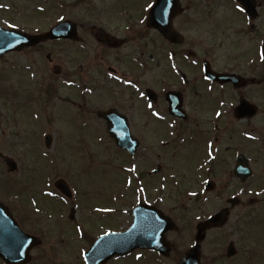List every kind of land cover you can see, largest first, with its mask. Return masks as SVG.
<instances>
[{"label": "flooded vegetation", "instance_id": "1", "mask_svg": "<svg viewBox=\"0 0 264 264\" xmlns=\"http://www.w3.org/2000/svg\"><path fill=\"white\" fill-rule=\"evenodd\" d=\"M249 2L166 0L180 11L172 20L176 33L167 38L148 26L155 0H97L91 6L97 23L77 24L76 42L52 40L3 58L23 60L22 79L28 73L37 83L35 90L29 86L19 90L21 100L30 98L47 109L63 101L67 112L74 111L69 119H105L108 112L128 119L140 143L130 159L152 155L145 139L158 141L160 158L175 153L171 149L178 151L179 192L163 195L167 181L161 177L159 194L138 203L158 209L176 226L167 233L170 245L161 252L116 254L105 249L99 260L87 259L98 239L121 232L116 226L118 213L99 211L103 206L98 181L95 198L89 194L81 202L86 211L63 213L55 195L65 204L70 199L55 188L54 172L43 180L37 176L30 188L23 173L14 183L16 204L23 212L12 207L13 222L5 234L0 232V264H264V0ZM167 23L160 20L161 25ZM89 40L95 42L93 47L89 48ZM77 44L78 56L68 63L65 47L72 55ZM243 104L253 106L255 115L243 110ZM9 120L0 119V200L6 197L3 184L8 182L3 169L10 150ZM42 121L45 125L57 119ZM44 128L38 136V125L37 136L28 143L33 152L51 155L55 140L47 146L45 134L52 135L53 130ZM98 132L88 135L99 140ZM19 143L13 144L17 151L25 147ZM145 167L140 176L148 193L151 172ZM157 168L163 175V167ZM75 193L82 196L78 190ZM130 216L129 226L133 212ZM24 234L30 236L29 245L32 240L38 243L25 255ZM7 242L10 259L6 260ZM190 250L197 259L183 261Z\"/></svg>", "mask_w": 264, "mask_h": 264}, {"label": "rangeland", "instance_id": "2", "mask_svg": "<svg viewBox=\"0 0 264 264\" xmlns=\"http://www.w3.org/2000/svg\"><path fill=\"white\" fill-rule=\"evenodd\" d=\"M79 0H57L56 4L61 7V10L65 13H62L61 10L55 8V12L49 11L48 13H45L43 16H39V14L35 13V11L38 10L39 7H42L41 5L45 4L48 6V0H0V25L4 24V22L8 21L9 24H16L18 23L20 26L27 27V29L35 30V31H44L59 21L61 17H65L64 15H67L68 17L76 20V21H84L86 19L87 23L93 22L96 23V18L92 17L93 14L89 11L87 8L86 4H96L97 0H85V2L80 5V6H75L78 3ZM48 3V4H47ZM5 7H10L8 10H4ZM43 8V7H42ZM66 8V9H65ZM50 10V8H49ZM25 14V15H24ZM30 22L29 26H26L24 24H28ZM42 48V47H41ZM46 52V51H45ZM63 57L65 61L69 63V61L72 59L71 55L66 54V48H65V53H63ZM44 59V56H43ZM38 63L41 61L40 59H37ZM23 60H21L18 57L14 56H9L3 61H0V68L2 71L7 70L10 72L12 69L17 68V63H21ZM25 62V61H24ZM40 65V64H39ZM42 69H44L43 65H40ZM74 66H77L76 64ZM18 72V71H17ZM7 73V72H6ZM12 73V74H11ZM9 74L3 75V73L0 71V119H14L17 118L20 124H9L8 127L11 128V130L8 129V132H11L15 134L17 131H26V133L30 134V127L28 128L27 122H25V126L23 125V121L21 119H33L34 116L31 115H26L24 117L23 112L25 111H20L18 110L15 105L16 99L18 98L16 93L17 91L21 89V87L25 88L29 86V90H35L36 88V82H32L29 79V75L24 74V79L21 77V73L19 75L16 74V70H12V72ZM14 73V74H13ZM16 74V75H15ZM9 75V76H7ZM56 83H58V79H55ZM6 91H10L6 92ZM4 92H6L4 94ZM21 96V95H20ZM27 94L24 93L23 97H26ZM76 101V99L74 98ZM78 103V102H77ZM22 103H19L21 105ZM54 105H56L54 107ZM54 105H50L49 108L43 107L42 109H38L41 114V116L44 115L47 117L46 119H57L55 123L51 124H45L44 121L40 120L39 124L40 129L38 130V136L43 132V127L45 126V130L51 126L53 130V137L55 138V145L56 149V154L55 155V160L53 166H46L45 164H39L40 166L37 168L35 167V162L37 158L35 157L34 153H29V150L27 149L28 147H23L17 151L15 148L17 144V139L16 137H12L11 139H6L7 141V146L9 147L8 154H12L11 156L16 160V158L19 160V165L21 168L20 175L15 178V176H8L4 177V179L7 181H12L11 183L19 182L18 178L23 176V173H25L29 177H36L40 176L43 180V176L45 175H51L50 172L53 171L54 174L51 176L53 177L54 180L59 179V178H64L68 182H72L73 184H77V188L80 189L81 186H88L89 181L92 180L94 182H97L102 185V189L104 194L107 192L108 189L112 187L114 182H116L117 179L120 178L119 174H116L115 170L118 167V165L121 164V161L118 160L122 159L119 154L116 156L114 155V147L112 146L111 142L108 141L107 139V145L103 144V147H100V144H98L97 140H95L92 137H88L87 135H80V131H77L73 129L71 126L72 124H68L66 121L63 123L60 121L62 119L58 115V107L57 105H63V103L59 102ZM54 107V109H53ZM60 107V106H59ZM77 108V106H75ZM32 108V107H31ZM31 108L28 107L27 111L31 112ZM30 109V110H29ZM63 113V112H62ZM50 116V117H49ZM70 115H65V119H69ZM63 118V119H64ZM20 119V120H19ZM45 119V118H44ZM82 120H88L91 123V132L95 133L100 122L98 119H82ZM137 120V119H136ZM78 126H83L85 130H90L88 125L84 126V123L82 121L77 122ZM103 126V124H102ZM36 128V127H35ZM35 128L33 130H35ZM32 129V128H31ZM70 135V138H66L67 135ZM37 136V134H36ZM60 137H64L65 140H61ZM166 138V136H165ZM68 141V142H67ZM147 143V145H151V152L152 155H146L144 158L140 157L137 159V165L141 166L145 164V169H155L157 166H162L163 167V175L159 174V177H152L150 178L151 185L148 188V194L147 195H158L159 190L161 188L160 186V176L166 178V186L163 191V195L166 196H176L177 193L179 192L178 188H176L175 180H171L173 178V174L176 173L178 174V158L172 159L171 154L164 155L163 157L159 155H156L158 150L156 149L159 148V143L158 141H150L145 139L144 144ZM15 144V146L13 145ZM40 144V143H39ZM69 144H71V147L68 148ZM22 146V145H20ZM146 147V146H145ZM85 148V150H84ZM44 149V148H41ZM61 149V150H60ZM83 150V153H80V150ZM45 150V149H44ZM173 150V149H171ZM26 151V153H24ZM46 151V150H45ZM53 151V150H52ZM68 152L64 155H61L62 152ZM172 152V151H171ZM53 155V154H51ZM82 155V157H81ZM169 156V157H168ZM124 160V159H122ZM113 161L115 163H113ZM118 161H120V164H118ZM181 157H180V160ZM102 163L104 165H102ZM86 164H88L87 168V175L88 178L86 179L83 175L84 168H86ZM130 166L129 162H122V166ZM109 166V167H108ZM113 168H111V167ZM54 168V169H53ZM3 170H6L4 168ZM82 170V172L80 171ZM70 171V174L69 172ZM42 173V175H41ZM120 173H122V170L120 168ZM20 177V178H21ZM77 179L75 180V178ZM91 181V182H92ZM88 182V183H87ZM43 185V184H42ZM122 186V185H121ZM84 190V188H82ZM38 193H40L42 190H37ZM146 195V196H147ZM128 198H126L127 200ZM7 204L10 206H13L15 211H19V206L16 204L17 202L13 198H7L5 197L3 199ZM135 201H137V197L130 196L128 199L127 204H132ZM105 202V200H104ZM104 202H100L101 204H104ZM128 205V206H129ZM169 205V204H167ZM122 206L118 209V218H117V225L119 228H125L128 226L129 222V207ZM117 206L114 208L116 209ZM79 212H84L86 211L82 205H79V208L77 209ZM68 211L66 207H62L59 212H65ZM19 212H23V210H20Z\"/></svg>", "mask_w": 264, "mask_h": 264}, {"label": "water", "instance_id": "3", "mask_svg": "<svg viewBox=\"0 0 264 264\" xmlns=\"http://www.w3.org/2000/svg\"><path fill=\"white\" fill-rule=\"evenodd\" d=\"M11 34H9V35H13V36H15V37H17V35L15 34V33H12V32H10ZM6 34V33H5ZM50 36V35H49ZM15 37H12V36H5V35H3L1 32H0V53L1 52H5V51H9V50H11L12 48L14 49L15 47L14 46H16L17 44H18V40L16 39V40H14L15 39ZM8 41H10V42H8ZM126 236V235H125ZM129 237H131L130 235H129ZM120 241H122V240H120ZM123 242H126V243H131V242H133L132 240H126V241H123ZM142 242H144V241H142Z\"/></svg>", "mask_w": 264, "mask_h": 264}]
</instances>
